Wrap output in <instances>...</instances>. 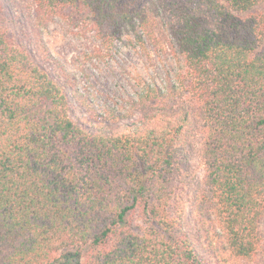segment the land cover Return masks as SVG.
<instances>
[{
  "label": "trees",
  "instance_id": "1",
  "mask_svg": "<svg viewBox=\"0 0 264 264\" xmlns=\"http://www.w3.org/2000/svg\"><path fill=\"white\" fill-rule=\"evenodd\" d=\"M30 1L0 0V264H264V0ZM123 49L161 73L101 94Z\"/></svg>",
  "mask_w": 264,
  "mask_h": 264
},
{
  "label": "rangeland",
  "instance_id": "2",
  "mask_svg": "<svg viewBox=\"0 0 264 264\" xmlns=\"http://www.w3.org/2000/svg\"><path fill=\"white\" fill-rule=\"evenodd\" d=\"M4 8L6 13L8 12L9 17L12 19L10 25L21 26L24 29L28 27V24L32 17L31 12V1L30 0H3ZM259 9L264 12V5L260 6ZM13 30L19 32L16 27H12ZM45 40L50 46V49L58 56L62 61L68 63L71 57L76 53L77 43L64 35L58 27H50L49 31L45 34ZM264 46V37L262 41ZM162 61L154 54L152 49H149L146 53L135 52L129 49H123L119 55L109 63L106 62H91L90 67L92 73L97 75V88L101 94L112 92L113 85L121 82L127 83L125 72L133 74L134 71H142L147 74L161 73ZM113 65V67H111ZM119 65L123 69H119ZM119 69V70H118ZM118 72L122 73L119 74ZM194 167L196 169V180H200L202 175V167L198 159H194ZM260 232L264 240V221L260 222Z\"/></svg>",
  "mask_w": 264,
  "mask_h": 264
}]
</instances>
